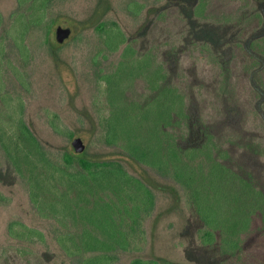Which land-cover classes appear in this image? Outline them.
<instances>
[{
    "label": "rangeland",
    "instance_id": "374dc122",
    "mask_svg": "<svg viewBox=\"0 0 264 264\" xmlns=\"http://www.w3.org/2000/svg\"><path fill=\"white\" fill-rule=\"evenodd\" d=\"M131 1L50 0L44 19L32 24L40 4L34 7V14L30 12L31 17L27 9L31 0L22 5L20 0H0V264H80L81 257L67 252L60 235H71L78 242L79 234H84L100 252L122 245L121 217L106 204H120L119 186L113 180L99 177L94 186H84V194L90 187L100 192V202L95 199L100 195L94 193L90 201L82 200L81 207L74 205L75 216L69 213L66 203L75 202L79 189L68 185L57 170H77V163L69 166L66 162L68 153L92 160L117 159L154 193L153 207L148 209L143 203L137 221L132 222L134 240L128 247L111 251V264H131L135 258L155 259L158 264H228L217 246L200 242L204 224L187 189L172 175L128 156L119 146L121 141L109 143L107 130L115 110H127L130 104H139L141 112L142 107H152L163 86L173 84L176 75H181L189 78V89L185 83L172 86L179 87L182 94H192L186 103L195 100L208 111L212 123L218 124V129L212 130L213 147H220L213 152L215 156L239 150L259 160L264 153V0H209L208 10L196 14L193 10L200 0H141L145 6L138 15L129 9ZM166 8L171 10L163 31L152 34L158 13ZM59 25L72 29L63 43L56 38ZM117 27L122 31L120 37L128 39L114 50L106 39L108 31ZM135 38L139 42L133 52L124 55L128 41ZM186 43L191 52L183 60L179 46ZM166 57L172 59V80ZM217 60L224 66L222 77ZM183 61L185 67L176 71L174 66ZM117 70L121 79L117 77L111 84L104 79L105 74ZM234 115L238 116L235 125L242 130L239 148L226 130L234 123ZM183 120L176 121L182 125L178 131L185 140ZM120 121L139 139L152 123L142 115L133 120L122 116ZM21 122L30 128L39 149L19 139ZM75 137L86 144L83 152L73 148ZM202 137L200 134V141ZM136 190L127 188L132 193ZM55 201L63 204L49 205ZM14 221L35 231L28 232L19 224L13 228ZM92 252L87 251V256ZM241 258L236 264H247L246 257Z\"/></svg>",
    "mask_w": 264,
    "mask_h": 264
},
{
    "label": "trees",
    "instance_id": "16d2710c",
    "mask_svg": "<svg viewBox=\"0 0 264 264\" xmlns=\"http://www.w3.org/2000/svg\"><path fill=\"white\" fill-rule=\"evenodd\" d=\"M25 1L29 2L30 0H20L21 5ZM48 1L50 0H31V4H33L32 6L30 4L27 8L30 16L31 13L34 14V7H38V4L41 7L35 16L38 18L35 19L33 17L35 20L31 19L32 24L41 22L44 19ZM209 5V0H200V3L193 10L194 14L205 13ZM144 6L145 3L141 0H132L129 4V9L138 15ZM170 10L171 8H166L158 13L151 28L152 34H155L156 31L158 33L163 31ZM102 27L103 22L99 24V28L102 29ZM120 34L122 35V31L119 27L115 30L113 29L112 32L108 31L106 43L114 50L120 42L126 43L128 39L120 37ZM136 42H139L138 38L128 41L124 55H128L129 50H131V53L133 52L134 46L137 45ZM156 43L154 42V46H156ZM189 46V43H186L182 48L179 46L180 51H183L185 55L183 60L189 58L191 52ZM183 52H180V54ZM168 57L165 58V66L167 70L166 63H169L168 72H170L169 76L172 80L175 76L170 68L172 59L169 58V61ZM157 61L155 60V64ZM221 61L217 60L216 62L219 69V77H222L225 72L221 70V66L224 70ZM149 63L147 61L146 65ZM180 64L178 62V66L177 64L176 67L174 66L176 71L185 67L184 61ZM241 65L243 66L244 64L241 63ZM122 76V73L117 70L116 72L105 74L104 79L111 84L114 79L117 77L121 79ZM214 78H217V74L214 75ZM174 82L176 85L185 83L186 89H189V78L176 75ZM174 82L171 85L163 86L162 94H158L154 98L152 105L157 107L152 106L153 108L146 109L142 107L144 110L141 112L139 104H130L127 110H115L109 120L107 141L109 143H119L121 141L119 146L128 156L140 164L172 175L187 189L190 203L204 224L199 231L200 242L212 247L217 246L221 250L226 263L236 264V260H241V257L244 256L247 259L245 260L247 264H264V147L261 150L263 154L260 155L257 161L254 154L250 153L244 156V151L242 154L239 150L235 154L230 150L228 152L225 151L224 155L219 156L216 154L215 156L213 152L216 153L220 147H213L212 130L218 129V124L212 123V118L208 111L202 110L198 103L195 104V100L186 103V100L191 99L192 94H182L179 87L175 88L172 86ZM200 83L204 85L203 82ZM215 84L216 80H214L213 87ZM192 87L196 90L199 89L197 85ZM244 88L242 87V89ZM112 89L113 87H111ZM221 89L223 88L221 87ZM248 90H252V88L249 87ZM184 95L186 96L184 97ZM180 101V107L177 108L176 103ZM131 108L132 111H139L138 116L142 115L143 119L152 121V123L148 124L147 134H144L140 139L135 138V135L133 137L130 129L120 121L122 116L126 117L127 120H133L137 116L132 114ZM157 108L160 115L157 114ZM250 109L255 110L252 107ZM162 110L163 117H161ZM201 110L204 111V114ZM255 115H257V118L260 117H258L259 113L256 110ZM181 118H184L182 122L186 134L185 140L184 136H181L182 133L178 131L182 125L176 121ZM236 119H238V116L234 115V123L229 125L226 130L230 132L229 137L234 146L239 148L237 139H241L242 130L235 125L237 124ZM199 132L205 136L204 138L202 137L201 141ZM19 139L30 147L37 149L39 146L36 137L25 122H21ZM2 142L4 147L8 149V153H10L8 145L4 141ZM65 159L69 166H74L77 163L76 167H78L75 171L66 168L57 169L61 171L62 176L60 177L62 179L65 178L68 185L79 189V192L75 195V202L72 204L66 203L68 210H70L69 213H72L73 216L77 212L74 207H81L84 200L90 201L89 196H93L94 193H97V196L100 195V192L93 187H90L89 191L84 194V186L88 184L94 186L93 182L99 177L113 180L119 186L116 192L119 193L118 197L120 198L121 206H118L120 204L114 201L113 203L111 201L106 202V204L111 205L110 207L114 213L121 217L120 222L123 230H121L120 236L123 241L122 245L116 244L111 250L100 252L97 246L91 244L88 239L85 240L86 235L84 234H79L77 237L78 242L73 237L71 238V235H67L66 238L64 236L61 238L60 235V239L58 238L70 255L81 257L80 264H111L113 259L111 251L117 247H128L134 240L135 224H132V222L135 223L137 221L139 209L143 206V203L149 205L148 209L153 207L155 202L154 193L143 180L127 171L117 159L92 160L84 156L76 157L73 153L66 154ZM243 171H246V173L243 174ZM36 179L40 182L39 178ZM132 186L137 188L134 193H132L133 190L131 192L127 191V188ZM101 197V195L98 198L96 197V201L99 200L100 202ZM128 200L133 201V204L129 205ZM35 201L40 204L39 200ZM58 203L63 204L61 201H55L49 205L54 207ZM129 223H131L130 227L132 228L126 227ZM17 224L26 228L28 232L35 231L34 227H28L24 222L19 221H14L12 227L14 228ZM95 240H97V237H95ZM87 251H93L92 255L87 256ZM39 264H42V262ZM131 264H158V261L155 259L135 258Z\"/></svg>",
    "mask_w": 264,
    "mask_h": 264
},
{
    "label": "water",
    "instance_id": "95a60500",
    "mask_svg": "<svg viewBox=\"0 0 264 264\" xmlns=\"http://www.w3.org/2000/svg\"><path fill=\"white\" fill-rule=\"evenodd\" d=\"M71 27L59 25L56 29V38L58 42L63 43L71 34ZM72 146L77 152H83L86 149V144L81 137H75L72 141Z\"/></svg>",
    "mask_w": 264,
    "mask_h": 264
}]
</instances>
